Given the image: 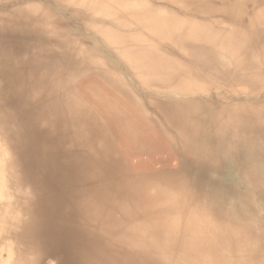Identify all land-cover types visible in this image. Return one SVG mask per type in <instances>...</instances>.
I'll return each instance as SVG.
<instances>
[{
    "label": "bare ground",
    "instance_id": "1",
    "mask_svg": "<svg viewBox=\"0 0 264 264\" xmlns=\"http://www.w3.org/2000/svg\"><path fill=\"white\" fill-rule=\"evenodd\" d=\"M64 93L81 106L57 107ZM162 95L215 96L222 119L242 121L238 153L218 137L202 141L218 153L216 181L182 157L170 167L173 157L137 120L159 116ZM11 118L17 130L0 139V264H20L22 245L37 247L41 264H95L102 241L90 232L112 214L144 240L165 229L207 236L192 253L202 264H218L220 253L243 260L241 225L264 239V0H0V125ZM183 173L220 202L214 211L190 204ZM146 178L177 188L138 196ZM23 215L31 224L19 233Z\"/></svg>",
    "mask_w": 264,
    "mask_h": 264
},
{
    "label": "clouds",
    "instance_id": "2",
    "mask_svg": "<svg viewBox=\"0 0 264 264\" xmlns=\"http://www.w3.org/2000/svg\"><path fill=\"white\" fill-rule=\"evenodd\" d=\"M75 8H84L86 5L74 4L70 5ZM70 76V75H69ZM43 94H39L33 98V103H37L42 99ZM160 101L170 104V109L165 110L160 107ZM156 108L159 116L151 114V119H137L144 122L145 126L151 129L152 136L168 150V155L173 157L170 165L172 168H179L181 159L190 161L198 169L206 170L210 182L216 181L219 177L215 171L219 164V156L211 147L202 148V141L206 143L207 138L211 136L218 137L222 143L229 145L234 153H238L240 148L236 143L247 139V133L242 131V121L235 120L226 122L221 117L220 104L217 105V98L203 96H171L162 95ZM57 107H66L69 111H75L81 103L71 93L64 95L56 102ZM163 117V121L160 120ZM155 119L159 124L160 131L157 132L156 126L152 123ZM41 128L46 127L45 124L40 125ZM17 125L14 119H9L5 124L0 125V132L3 133L2 140H5L10 132H15ZM150 145V139L146 137L145 147ZM71 147V146H70ZM245 148L247 145L244 146ZM260 151H264V141H260L257 145ZM10 166L15 172L21 173L20 164L17 162L16 156L10 151ZM179 154V156H178ZM159 159V156L156 157ZM146 166L152 165L154 161L149 157H143ZM159 167V165H156ZM86 179L92 180L90 176ZM179 189L188 194L189 202L193 206H200L210 203L212 207L210 211H214L219 206L218 201L207 196L201 197L195 187V177H190L187 173L179 175ZM165 185L177 188L175 185L162 184L154 179L146 178L139 189L138 196L147 197L150 195V189L153 186ZM127 202V200H125ZM113 222L105 225L98 230L93 229L90 233L96 235L102 241V246L97 250V254L93 257L95 264H131V258L135 256L146 258L148 264H202L199 257L193 256L192 253L205 250L209 244V239L205 235L194 238L187 231H178L169 234L165 229L161 238L152 237L144 240L137 236L135 231L124 225L120 219L112 214ZM31 224V218L23 215L17 226L16 232L24 230L25 225ZM248 225H241V232L244 240L248 241L243 247V260H237L236 264H264V239L254 240L248 231ZM98 231V235L96 234ZM17 246V244H16ZM20 250L24 253L20 264H41L42 254L35 246L22 245ZM261 258L256 261L253 259L258 253ZM99 257L100 259H96ZM14 257L4 264H13ZM48 264H56V261L50 260ZM218 264H229L223 253L218 256Z\"/></svg>",
    "mask_w": 264,
    "mask_h": 264
}]
</instances>
